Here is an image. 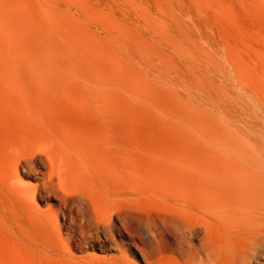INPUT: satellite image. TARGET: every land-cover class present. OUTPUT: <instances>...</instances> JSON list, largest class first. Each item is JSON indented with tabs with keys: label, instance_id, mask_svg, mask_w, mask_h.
<instances>
[{
	"label": "rangeland",
	"instance_id": "374dc122",
	"mask_svg": "<svg viewBox=\"0 0 264 264\" xmlns=\"http://www.w3.org/2000/svg\"><path fill=\"white\" fill-rule=\"evenodd\" d=\"M263 198L264 0H0V264H264Z\"/></svg>",
	"mask_w": 264,
	"mask_h": 264
},
{
	"label": "bare ground",
	"instance_id": "6f19581e",
	"mask_svg": "<svg viewBox=\"0 0 264 264\" xmlns=\"http://www.w3.org/2000/svg\"><path fill=\"white\" fill-rule=\"evenodd\" d=\"M248 214L253 216V221L255 223L254 225L248 224L249 228H255L250 230V232L252 234H257L251 243L262 245L264 248V232H262V229L264 228V198L262 200L257 199L254 206L248 211Z\"/></svg>",
	"mask_w": 264,
	"mask_h": 264
}]
</instances>
